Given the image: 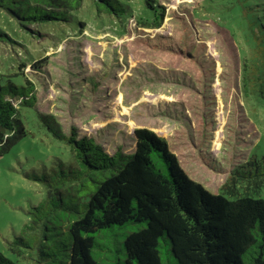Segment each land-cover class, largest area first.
Returning a JSON list of instances; mask_svg holds the SVG:
<instances>
[{
    "label": "rangeland",
    "instance_id": "374dc122",
    "mask_svg": "<svg viewBox=\"0 0 264 264\" xmlns=\"http://www.w3.org/2000/svg\"><path fill=\"white\" fill-rule=\"evenodd\" d=\"M120 3L124 15L97 13L83 0L66 22L26 27L0 9L9 37L0 41V81L30 80L35 111L66 135L74 128L110 153H130L134 130L146 127L210 192L264 197L262 183L229 180L264 151V105L245 90L243 69L252 59L250 28L264 25V0H154L159 24L147 20L144 0ZM35 111L21 108L27 134L0 157V252L12 258L10 241L45 192L25 173L69 158Z\"/></svg>",
    "mask_w": 264,
    "mask_h": 264
},
{
    "label": "trees",
    "instance_id": "16d2710c",
    "mask_svg": "<svg viewBox=\"0 0 264 264\" xmlns=\"http://www.w3.org/2000/svg\"><path fill=\"white\" fill-rule=\"evenodd\" d=\"M153 1L144 0L153 16L147 20L159 24L162 13ZM82 2L0 0V9L26 27L66 22ZM93 5L97 13H126L120 0ZM250 30L253 50L244 62V88L264 105V25ZM5 39L0 28V41ZM34 102V84L27 78L0 81V157L27 134L21 108L35 111ZM35 113L68 146L69 158L55 157L52 165L25 173L44 186V196L10 241L14 257L0 252V264H264V197L210 192L185 172L167 141L146 127L134 130L132 152L110 153L93 137L79 136L74 128L66 135L50 115ZM260 151L234 170L230 182L264 185Z\"/></svg>",
    "mask_w": 264,
    "mask_h": 264
}]
</instances>
